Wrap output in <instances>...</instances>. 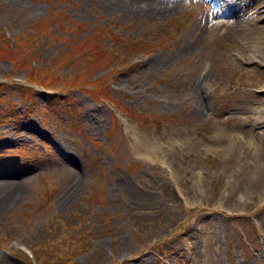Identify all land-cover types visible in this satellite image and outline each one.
Listing matches in <instances>:
<instances>
[{
	"label": "rangeland",
	"instance_id": "obj_1",
	"mask_svg": "<svg viewBox=\"0 0 264 264\" xmlns=\"http://www.w3.org/2000/svg\"><path fill=\"white\" fill-rule=\"evenodd\" d=\"M161 1L0 0V264H264V0Z\"/></svg>",
	"mask_w": 264,
	"mask_h": 264
},
{
	"label": "bare ground",
	"instance_id": "obj_2",
	"mask_svg": "<svg viewBox=\"0 0 264 264\" xmlns=\"http://www.w3.org/2000/svg\"><path fill=\"white\" fill-rule=\"evenodd\" d=\"M116 1V0H113ZM177 3H179V0H165V2H163V0L156 5L158 8L154 9L153 11H151L152 13H156V12H163V11H167L173 7H175V5H177ZM262 16L264 17V6L262 9ZM199 109H202V107H198ZM14 184L10 185L11 186V195L13 196L14 194L18 193L21 189V183L20 182H13ZM77 188V184L74 182L72 184V187L68 189V191L63 195V197H68L70 195L73 194V191Z\"/></svg>",
	"mask_w": 264,
	"mask_h": 264
}]
</instances>
